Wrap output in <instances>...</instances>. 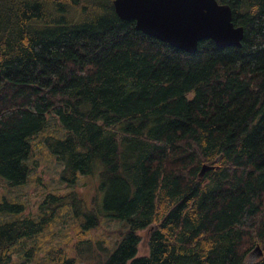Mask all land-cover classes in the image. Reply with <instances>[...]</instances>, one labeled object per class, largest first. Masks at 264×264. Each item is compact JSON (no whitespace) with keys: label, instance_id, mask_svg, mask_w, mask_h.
<instances>
[{"label":"trees","instance_id":"1","mask_svg":"<svg viewBox=\"0 0 264 264\" xmlns=\"http://www.w3.org/2000/svg\"><path fill=\"white\" fill-rule=\"evenodd\" d=\"M218 1L242 45L205 39L188 53L120 18L113 0H0V179L28 182L33 139L54 118L63 134L44 144L61 179L74 188L98 173L103 194H49L39 217L0 221V264H17L68 204L77 248L104 218L125 226L104 264H264V0ZM22 209L0 201V214Z\"/></svg>","mask_w":264,"mask_h":264},{"label":"rangeland","instance_id":"2","mask_svg":"<svg viewBox=\"0 0 264 264\" xmlns=\"http://www.w3.org/2000/svg\"><path fill=\"white\" fill-rule=\"evenodd\" d=\"M47 131V132H46ZM45 132L40 133L33 139L34 153L28 161L30 172L28 182L24 185L12 187L0 179V201H8L23 205L18 212L0 214V221L15 218L17 215L39 217L44 211L43 207L46 197L49 194L65 195L75 189L89 203L97 196L103 198L98 191L99 175L95 173L89 176H81L74 188L61 179L62 164L49 152L44 144L46 133L62 135L63 129L58 125L57 120L50 118L49 126ZM68 201V200H67ZM56 216L45 233L29 241L25 247L33 246L31 260L25 257L26 248L19 247L14 260L17 264H54L50 257L56 249L68 250L75 257V264H104L111 254L113 247L125 232V226L115 218H104L97 228L78 244L79 237L76 234L79 228V220L75 217L71 206L65 205L56 211ZM150 230L145 229L139 232L140 243L139 256L148 253V236ZM87 240L88 243H85ZM255 248V247H254ZM248 254V260L259 259L253 250ZM60 264V263H57Z\"/></svg>","mask_w":264,"mask_h":264},{"label":"water","instance_id":"3","mask_svg":"<svg viewBox=\"0 0 264 264\" xmlns=\"http://www.w3.org/2000/svg\"><path fill=\"white\" fill-rule=\"evenodd\" d=\"M115 12L134 20L137 30L188 53H195L202 40L218 47L242 45L245 30L233 22L230 5L218 0H113ZM207 170L204 166L202 172ZM263 255L257 244L253 250Z\"/></svg>","mask_w":264,"mask_h":264}]
</instances>
